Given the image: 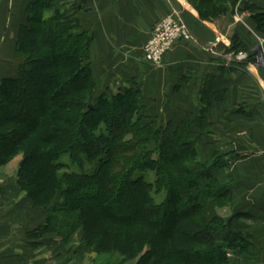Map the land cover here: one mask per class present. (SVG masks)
Segmentation results:
<instances>
[{"label":"trees","instance_id":"obj_1","mask_svg":"<svg viewBox=\"0 0 264 264\" xmlns=\"http://www.w3.org/2000/svg\"><path fill=\"white\" fill-rule=\"evenodd\" d=\"M52 6L50 0L27 6L15 40L23 61L0 83V167L21 153L16 184L47 214L31 236L55 234L67 244L80 230L85 248L135 264H228L227 254L246 252L245 234L218 214L207 217L208 205L222 208L231 200L229 185L214 174L225 166L223 156L206 164L193 135L209 131L213 79L204 84L199 114L178 122L146 115L138 87L96 96L88 57L93 37L80 29L73 9L46 18ZM195 6L211 20L237 7L264 34V11L247 0H196ZM231 44L226 54L248 51L236 34ZM254 62L251 52L230 65L245 70ZM64 155L71 164L97 166L68 172ZM146 171L154 173L153 183Z\"/></svg>","mask_w":264,"mask_h":264},{"label":"crops","instance_id":"obj_2","mask_svg":"<svg viewBox=\"0 0 264 264\" xmlns=\"http://www.w3.org/2000/svg\"><path fill=\"white\" fill-rule=\"evenodd\" d=\"M33 1L0 0V83L16 75L15 40ZM50 1L54 10H75L80 29L93 37L88 57L96 83L108 81L116 91L138 87L145 110L164 123L196 117L204 84L213 79L209 131L194 130L193 135L200 141L202 160L223 156L225 166L216 169L215 176L230 184L232 230L252 237L253 263L264 264V69L256 63L245 70L231 67L245 60L226 54L234 34L248 48L254 46L256 24L249 13L206 19L199 15L196 0ZM247 2L264 11V0ZM168 14L184 21L192 39L177 43L154 68L144 62L142 47L153 26ZM259 35L264 40V34ZM215 37L219 42L208 50ZM43 220L40 212L34 214L13 173L0 171V264H105L85 254L80 244H60L55 234L31 236Z\"/></svg>","mask_w":264,"mask_h":264},{"label":"rangeland","instance_id":"obj_3","mask_svg":"<svg viewBox=\"0 0 264 264\" xmlns=\"http://www.w3.org/2000/svg\"><path fill=\"white\" fill-rule=\"evenodd\" d=\"M237 7L233 10V13H232V15L233 16H235L238 12H237ZM53 12H55V10L54 9H51V10H49V16H47L46 18H51L52 16H53ZM242 12H240L239 14H241ZM238 14V15H239ZM174 15V14H173ZM174 16H176V15H174ZM246 16H248V15H246ZM178 19H180V21L182 22V24H183V28L188 32V34H189V36H190V38L192 39V35H191V32H190V30H189V28L187 27V25L184 23V21L180 18V17H178V16H176ZM236 20L238 21V20H240V17L239 16H236ZM248 27H249V29H251L250 28V26L248 25ZM253 36V38L255 39V44H254V46L253 47H250V48H248V51H244L243 49H242V51L241 52H239V53H243V54H246V56H248L251 52H253L254 53V59H255V62L254 63H256L261 69H264V40H262V38H261V36L258 34V33H255V37H254V35H252ZM150 38V37H149ZM218 38V40H216ZM191 39L189 40V41H191ZM149 40V39H148ZM219 40H220V38L219 37H215L214 38V41L213 42H210L208 45H207V47H208V50H210L212 47H213V45L214 44H217L218 42H219ZM148 42V41H147ZM146 42V43H147ZM146 43L143 45V47H142V54H143V51H144V46L146 45ZM232 43V42H231ZM232 46V45H231ZM252 48V49H251ZM171 52V51H170ZM169 52V53H170ZM168 54V53H167ZM166 54V55H167ZM16 55H17V57L19 58V64L23 61V58L20 56V55H18V53L16 52ZM166 55L163 57V59L166 57ZM143 60H144V62L146 63V64H148L149 66H151V67H158V66H160L161 64H162V62H163V60H162V62H161V64L160 65H153V64H151V63H149V62H147V61H145V59L143 58ZM89 61H90V59H89ZM90 63H91V66H92V62L90 61ZM18 64V65H19ZM18 68V67H17ZM16 71H17V69H16ZM92 71H93V68H92ZM17 73V72H16ZM257 75H259L258 73H257ZM257 78H258V76H257ZM94 80H95V78H94ZM96 82V81H95ZM131 87V86H130ZM96 93H95V95L97 96V95H100V94H105L106 96H108V95H112V94H115V93H117L118 91H116V90H113V87H108V81L106 82V83H104L102 86H99L97 83H96V91H95ZM5 111V110H4ZM4 111L3 110H1V112L2 113H4ZM6 111H8V108L6 109ZM144 113V112H143ZM145 114L146 115H151L152 117H154L153 115H152V111L151 110H146L145 111ZM159 121V120H158ZM161 122H163L162 120H160ZM164 123V122H163ZM12 127V126H11ZM218 127V126H217ZM1 129V128H0ZM1 132H2V130H0ZM213 131H215V129L213 128ZM199 144H200V141H198V145H197V147H198V150H199ZM215 156V154L214 155H212V157H211V159L213 158ZM21 153H19V152H17V153H15L13 156H12V158L9 160V162L7 163V165H5V166H3V167H0V171H3L4 173H5V175H9V174H11V173H13V175H14V178L16 179V169H17V166H18V163H19V161L21 160ZM200 159H201V156H200ZM204 159H206L205 161L204 160H202V161H204L206 164H208V162L211 160V159H209L208 160V158L207 157H205ZM60 162L61 163H63L65 166H66V170L68 171V172H72V173H90V172H92V171H94L95 170V168H96V166H97V162H93V163H89V162H83L82 164H71V162H70V160H69V156L68 155H64V156H62L61 158H60ZM64 171L63 170H61L59 173H58V175H62V173H63ZM214 174H215V172H214ZM144 177H145V179H146V181L147 182H149V183H153L154 182V180H155V176H154V173L152 172V171H149V172H145V175H144ZM228 184V183H227ZM228 185H230V184H228ZM23 192V191H22ZM24 194H25V192H23ZM164 196H165V193H161L158 197H155L154 196V198H155V200H156V203H160V202H162L163 201V199H164ZM28 200L30 201V203H31V205H32V202H31V200L28 198ZM232 193H231V200H230V202H229V204L227 205H224L222 208H217V207H215L214 208V206H211V205H208L206 208V210H207V214H208V218H211V217H213L215 214H218V216L220 217V218H222L224 221H226V222H229L230 223V226H232V219H231V217L229 218L228 217V215H229V213L232 211ZM32 208H33V210H34V214H35V212H40V215L42 216V217H44V220H45V216L47 215L46 214V212L45 211H43V210H41V209H39V208H36V207H33V205H32ZM43 220V221H44ZM43 223V222H42ZM41 223V224H42ZM231 230H232V227H231ZM237 233H239V232H237ZM243 235H244V233H242ZM245 235L248 237V240H249V246H248V250L246 251V252H243V253H230V254H227V258L229 259V263L228 264H254L253 262H254V260H253V257H252V253H249V248H251L252 247V237L249 235V234H247V233H245ZM82 236H83V233H82V231H78V232H76L75 233V235L73 236V238H71L70 239V241H69V243H67V244H63L62 243V245H65V246H72V245H77V244H80V246L83 248V249H85L86 250V253L85 254H89V253H92L93 255H95L96 256V258L98 259V260H100L101 262H105V264H135V262L136 261H131V262H122V260H121V258H120V256H118L117 254H113V255H97L95 252H93L92 250H89V249H87V248H85L84 247V242L82 241ZM61 244V243H60ZM68 248V247H67ZM84 250V251H85Z\"/></svg>","mask_w":264,"mask_h":264},{"label":"built area","instance_id":"obj_4","mask_svg":"<svg viewBox=\"0 0 264 264\" xmlns=\"http://www.w3.org/2000/svg\"><path fill=\"white\" fill-rule=\"evenodd\" d=\"M190 39L180 19L168 14L153 26L150 38L144 46L143 58L153 65H160L163 57L172 51L177 43L189 42ZM235 57L239 61L247 59L243 53H238Z\"/></svg>","mask_w":264,"mask_h":264}]
</instances>
